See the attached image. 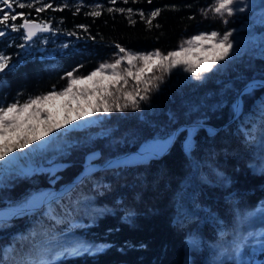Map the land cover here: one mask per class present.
<instances>
[{
	"label": "trees",
	"instance_id": "trees-1",
	"mask_svg": "<svg viewBox=\"0 0 264 264\" xmlns=\"http://www.w3.org/2000/svg\"><path fill=\"white\" fill-rule=\"evenodd\" d=\"M21 2H28V0H21ZM32 2L36 4V7H39L40 3H51L53 9L56 10L45 9L44 12L37 13L35 8L20 9L17 7L16 11L30 13L32 19L36 18L42 23L47 22L53 31L38 33L31 42L22 39V32L11 30H7L8 34L5 37H0V51L11 57L9 67L0 72V107L17 100L24 102L29 97L45 94L53 89L59 90L66 86L67 73L84 75L104 61L114 58L119 51L116 45L135 52L151 50L169 52L176 48L182 39L191 36L194 32L224 29L221 18L215 16L212 11H208L207 16L202 12L214 0H151V3L148 0H128L127 3L124 0H116L114 4L112 0H40V3L32 0ZM97 5L101 6L99 9L101 15L99 17L89 15ZM61 8L62 11L59 10ZM109 8H132L133 12L131 14L118 11L109 12ZM156 9H161V14L153 18L150 27L145 19L140 17L139 12L143 11L147 17ZM129 18L135 23H130ZM16 23L19 24L21 21L18 19ZM79 25L87 26V30L78 27ZM69 33L74 34L69 35ZM21 44H25V47L21 48L19 46ZM81 65L83 67H80ZM244 77L241 85L252 81H264V74L251 73L250 76L244 75ZM162 82L163 87L158 88L154 95L159 103L166 97L172 100L174 95L179 97L184 94V91H181L182 82L173 87H170L165 78ZM245 94L252 96L250 106L243 107L242 104L240 114L232 119L233 123L235 122L234 131L241 134L243 145L245 142L250 145L249 147L245 145L246 148L244 147L243 151L238 154L245 158L244 162L239 160L233 169H229L224 166L226 162L214 161L212 158L214 151L207 144L209 137L214 134L216 136L224 130L223 124L230 120L233 114L229 108H222L218 113H208L202 125L196 123L191 133L182 130L162 157L148 161L146 166L149 169L144 172L141 179L133 178V185L137 187H143L144 184L149 185L148 188L144 186V190L152 202L144 200L140 202L141 204L127 205L129 189H120L117 183H120L122 179H118L117 174L126 170L128 166L101 172V174L110 173L109 175L103 174L105 178L98 176L96 179L91 176L90 179L94 181L90 185L94 189L97 188L96 191L103 195L101 199L96 200L97 207L94 204L88 205L87 210L78 205L79 208L88 212V215H92L94 220L87 229L78 228L81 230H79L75 243H86L90 248L94 247V251L67 257L54 264H184L187 253V228L180 223V219L173 221L175 218L174 202L177 199V194L173 193V189L176 187L177 191L181 185H184L183 179L187 177L190 161L186 155L188 150L200 159L204 166L201 172L203 176L211 178L216 171H220L219 167H223L225 174L232 172L233 184L241 189H252L253 194L258 195L259 199L264 201L262 171L264 169V117L261 115L264 85L246 87L241 91L240 97ZM170 110L171 105L164 107L162 118L156 124L157 129L142 136V139L135 143L126 144L116 152L111 151V154L117 155L130 151L142 142H148L153 138L164 139L174 131L178 123L190 122L186 118L172 124L169 122ZM118 111L125 123L129 124L133 120L130 116H124L122 111ZM249 123L250 125H247ZM259 123L261 125H258ZM258 126L256 135L258 142L254 143L253 132ZM187 138H189L187 143L190 149L186 150L184 144ZM101 148L100 151H104V147ZM101 160L104 159L98 158V161ZM226 160H229V157H226ZM63 164L61 169L41 167L22 175L17 181L11 183L8 188V199L6 201L0 199V206L24 204L32 196H38L53 186H59L73 179L88 163L83 159H74L73 161L66 160ZM226 180L220 181V186L222 183L224 186ZM98 186L102 187L99 189ZM114 187H117V192L111 194ZM130 187L133 186L130 185ZM207 191L209 189L205 193ZM246 198L248 194L247 197L241 195V198H235L236 204H233L232 208L229 207L228 212H224L227 207H224L223 211L216 209L217 213L221 212L225 215L229 213L233 218L236 216L235 223L233 221L231 223L238 227V229H233L235 234L237 230L239 233H244L248 228L254 229V232L260 228L264 229V215L252 221L242 220L240 212H244L247 208ZM206 199L212 201L208 196ZM58 203L55 201L48 203L42 209V213H46L47 217L54 222L62 221L61 214L55 212ZM61 208L67 209V204H61ZM184 210L182 211L185 212ZM214 228L221 227L215 224ZM32 232L33 230H30L31 234ZM23 234L20 229H12L6 233L2 241L10 237L19 239L21 236L28 235ZM2 237L4 236L0 235V238ZM102 244H104L103 248H101ZM255 255L258 258V264H264V250H261V245ZM40 256L42 255L39 251L30 255L34 259ZM229 261H231L229 264H254L255 260L244 263H235L234 259H229Z\"/></svg>",
	"mask_w": 264,
	"mask_h": 264
},
{
	"label": "rangeland",
	"instance_id": "rangeland-1",
	"mask_svg": "<svg viewBox=\"0 0 264 264\" xmlns=\"http://www.w3.org/2000/svg\"><path fill=\"white\" fill-rule=\"evenodd\" d=\"M214 3L215 0L207 7V9H210ZM262 6H264V0H250V6L244 12H238L235 15L226 18L227 23H222L224 29L218 30L216 28V30L211 29L194 32L191 36L182 39L181 43L171 50L178 51L181 44L200 33H210L212 31L224 33L229 30H234L232 39L234 41H243V43L239 45V55L221 61L211 72L204 73L203 78L201 79H197L193 73L186 71V66H179L173 68L170 73H164L163 78L168 81L170 87L182 82L180 85L181 87L183 86L181 91H184V94L179 97L174 95L175 97H173L172 100H169L166 97L165 100H162L160 103L158 99L154 97L156 93L155 91L157 90L148 92L147 100H139V97H137V100H139V107L133 108L129 106L122 111L124 116H130V118L133 119L129 124L125 123L123 120L124 118L118 110H113L110 113H95L94 115L85 117L80 121H73V125H78V127L69 125L66 130L60 129L59 136H57L56 133H53L52 137H55V139L52 137H45L44 140L50 141L45 149L40 151H29V149H25L24 153L21 154V158L11 167V169H5L0 172V199L6 201L9 196L8 188L11 183L18 180L22 175L30 173V171L34 169L41 167L52 168L54 164H63L66 160L73 161L74 159H83L86 161L87 155L94 151H98L99 158L101 157L102 159L107 160L108 157L112 156L111 153L118 151L120 147L126 144L135 143L141 140L142 136L157 129L158 127L156 124H158V120L162 118L161 114L164 107L168 105H171L169 122L174 124V122L187 118L190 122L178 124L191 125L189 128L185 129L188 133H191L196 123L202 124V122L205 121L204 119L208 117V113H218L222 108L231 109L233 117L228 120L229 124L226 125L227 127L225 126V129L221 130L216 136L214 134V137H209L207 144L210 146L211 150L214 151L212 155L214 161L217 163L226 162L224 163V166L229 169H233V167L238 164L239 160L244 162L245 158L238 154L243 151L245 145H248V147L250 145L248 142H245V145H243L244 143L241 141V134L237 132L235 133L234 131L235 122L233 123L234 120L232 119H235L236 116L240 114L242 104L243 107L250 106L252 96L250 94H245L243 97H240V93L238 95V103L240 107L239 109H236L235 112L233 111V102L234 98L240 91V86L243 80L245 79L244 75L250 76L251 73L257 75L264 74V24L260 23V13L264 11V7ZM236 47L237 44L234 43V48ZM154 51L156 50H151L149 52L137 51L136 53H150ZM162 53L167 54L168 52ZM116 58L117 55L103 63L113 62ZM98 66L94 67L91 71ZM126 66L125 62L121 67L124 68ZM91 71L87 72V74ZM147 75L154 78L160 76L161 72L157 68ZM156 83L159 84L160 89L163 87L162 81H156ZM90 85L91 82H89V86ZM134 85L135 81L129 78L127 90H132ZM83 86L84 85H81V87ZM64 87L56 91H60ZM140 87L142 88L143 85ZM242 99L245 101L243 102ZM68 100H70V98L65 97L56 101L57 108H59L60 104L65 103ZM93 103H95V100H93ZM71 104L75 109L77 102L72 100ZM81 104H84L83 99H81ZM63 114L64 113L61 110V118ZM247 125H250V123ZM258 125H261V123ZM258 129L259 126L256 127L253 132L254 143L258 142L256 137ZM151 141L152 140L143 144L146 146V144ZM187 141H189V138L186 139V143L184 144L186 150L187 148L190 149ZM38 143H43V141ZM35 147V145L31 146L32 149H35ZM101 147H104V151L102 152L100 151V149H102ZM186 155L190 158V161L188 173L186 174L187 177L183 179L184 185H181L177 191L176 187L173 189V193L175 195L177 194V199L174 202L175 218L173 221L176 222V220L180 219V223L187 228V253L184 264H229L231 263L229 259H234L235 263L257 260L258 258L255 253L259 250L260 244L256 238L249 241L248 246L239 257L232 252L231 241L235 236L234 230L236 228L238 229V227L236 224L232 225L231 223L232 221L235 223L236 216L233 218L229 213H226V215L221 214V212L217 213L216 209L223 211L224 207H227L224 212H228L227 210H230L229 207L232 208L233 204H236L235 198H241V195L247 197L248 194V198H246L247 205H245L247 208L244 212L240 213L243 221H252L259 216L264 215L259 211L261 206L264 205V201H261L258 195L253 194L252 189L245 188L247 190L245 191V189H241L233 184L232 172L225 174L222 169L223 167H219L221 168L220 171H216L213 176L211 175V178L203 176L201 172L203 171L204 166L201 164L200 159H198L196 155L194 156L191 150H188ZM226 157H229V160H226ZM90 163H94L93 167H96L97 164L103 163V160L98 161L97 159L96 161L89 162V164ZM147 163L148 162L120 165L104 170H98V172L94 174H89V176L77 185L75 190L70 191L64 197L52 199V201L48 203L54 201L58 203L59 201L55 208V212L61 214V222H54L53 220H50V217H47L46 213H42L43 207L48 203L42 208L33 211L32 213H28L21 218H12L9 221L0 222V235L4 236L0 238V264H14V261L21 256L28 257L38 251L41 252L42 256L51 260L57 252L63 250L65 245L70 246L74 244L75 240H77L76 237L79 234V230H81H78V228L87 229L94 220L92 215H88V212L79 208L78 205L86 208L88 205L94 204V206L97 207L96 200L101 199V196L103 195H100V192L96 191L97 188L94 189L90 185V183L94 181L90 179L91 176L96 179L98 176L105 178L104 175H109L110 173H103V175L101 172L128 166L126 170H122L117 174V178L122 179L120 183H117L120 189H129L128 197L126 199L127 205L141 204L140 202L144 200L146 202H152L150 196L145 194L144 190V186L145 188H148L149 185L144 184L143 187L133 185V178L141 179L145 174L144 172L149 169V167L146 166ZM262 171L264 174V169ZM225 179H227L225 185L223 186L224 183H222V186H220L219 182H222ZM211 184L214 185L211 186ZM130 185L133 187H130ZM101 187L102 186H98L99 189ZM204 188L206 190L209 189V191L205 193L206 190H203ZM115 192H117V187H114L111 194H114ZM170 192H172V190ZM43 193L41 195H43ZM41 195L32 196L30 200H35ZM206 196L210 197L212 201H208ZM66 198L68 199L65 200ZM63 203L67 204V209L72 211L68 212L67 209L61 208V204ZM183 209H185V212L182 211ZM30 216H32V218H28ZM223 216H225V218ZM215 224L216 226L219 225L221 228L215 229ZM12 229H20V231H23L24 234L28 235L21 236L19 239L10 237L5 241H2V239L5 238L6 233ZM261 229L262 228L258 229V231ZM30 230H33L32 233L35 235L31 234ZM248 232H254V229L248 228L243 234H247ZM236 233H238V230ZM222 234L224 237L223 239L221 238ZM52 236H55L56 240L52 245H49V238ZM84 244L86 245V243ZM102 245L101 248L104 247V244ZM9 246L14 247L15 251L9 255L7 261H4L3 250ZM87 246L89 245L87 244ZM45 248H50V250L46 253L42 252L41 250ZM31 250H34V252ZM93 251L94 247L91 248V251L87 252L90 253ZM67 257L69 256L61 257L55 260L54 263L58 260L67 259Z\"/></svg>",
	"mask_w": 264,
	"mask_h": 264
},
{
	"label": "snow or ice",
	"instance_id": "snow-or-ice-1",
	"mask_svg": "<svg viewBox=\"0 0 264 264\" xmlns=\"http://www.w3.org/2000/svg\"><path fill=\"white\" fill-rule=\"evenodd\" d=\"M36 2L40 3V0H36ZM115 2L116 0H112L113 4ZM124 2L127 3L128 0H124ZM148 2L151 3V0ZM249 6L250 0H215L210 9H203L202 12L207 16L208 11H212L215 16L221 18L223 23H227V17L238 12H244ZM17 7L20 9L35 8L37 13L44 12L45 9H53L51 3H40V6L36 7L32 0H28V2L0 0V37H5L8 34L7 30H11L12 32H22V39L31 42L38 33L53 31L47 22L38 23L31 18L30 13L17 12ZM100 7L97 5L89 15L99 17L101 15ZM172 7L175 8V6ZM59 10L62 11L63 9ZM108 11L131 14L133 9L109 8ZM160 14L161 9L152 11L147 17L143 11L139 12L140 17L144 18L150 27L153 18ZM18 19L21 21L19 24L16 23ZM129 20L130 23H135L131 18ZM260 23L264 24V11L260 13ZM78 27L87 30L85 25ZM233 32L234 30L224 33L217 31L200 33L181 44L178 51H171L167 54L160 50L150 53H136L116 45L119 51L113 62L101 63L87 75L67 73L68 83L62 90L53 89L46 94L30 97L24 102L17 100L7 106L0 107V172L11 169L21 158L25 149H29V151L45 149L50 143V141L44 140L45 137H52L53 133L59 136V130H66L69 125L78 127V125H73V121H80L95 113H110L113 110L123 111L129 106L139 107V100H147L148 92L158 90L159 84L156 81H162L163 74L170 73L173 68L186 66L185 70L193 73L197 79L203 78L204 73L211 72L221 61L239 55V45L243 41H234L232 39ZM73 34L69 33V35ZM234 43L237 44L236 48H234ZM19 46L23 48L25 44ZM10 59V56L0 51V72L9 67ZM125 62L127 66L122 68L121 66ZM157 68L161 72L160 76L153 78L147 75ZM129 78L135 81L132 90H127ZM89 82H91L90 86ZM81 85L84 86L81 87ZM141 85H143L142 88ZM65 97H69L70 100L60 104L57 108L55 102ZM81 99L84 101L83 105ZM72 100L77 102L75 109L72 107ZM239 107V103L234 105L235 109H239ZM61 110L64 113L62 118L60 117ZM261 115L264 117V103L261 104ZM52 138L55 139V137ZM41 141L43 143H38ZM33 145L36 146L35 149L31 148ZM259 211L264 214V205ZM33 235L35 234L33 233ZM221 238H224L223 234ZM253 238L258 240L261 250H264V229H261L258 232H248L247 234L236 233L231 241L232 252L239 257ZM55 240V236L50 237L49 245H52ZM49 250L50 248H45L41 251L46 253ZM3 251V260L7 261L15 249L9 246ZM85 251H91V248L82 242H76L70 246L65 245L63 250L57 252L51 260L44 256H40L38 259L21 256L14 261V264H54L55 260L61 257L76 256Z\"/></svg>",
	"mask_w": 264,
	"mask_h": 264
},
{
	"label": "water",
	"instance_id": "water-1",
	"mask_svg": "<svg viewBox=\"0 0 264 264\" xmlns=\"http://www.w3.org/2000/svg\"><path fill=\"white\" fill-rule=\"evenodd\" d=\"M33 20H35L36 22L42 24V22H40L36 18H34ZM263 84H264V81L263 82H252V83L251 82H247V83H244L243 85H241L240 91L238 92V94L234 98L233 111L235 112V110H236L234 108V105H236L239 102V100H238V97L239 96L238 95L241 93V91L243 89H245V87L251 86V88H252V87L261 86ZM227 124H229L228 121L225 122L224 125H227ZM190 126L191 125H188V124H186V125L179 124V125H177L175 127L174 131L169 136H166L164 139H160V138L159 139H153V140H160V141H163V142L165 141L163 149L161 151H159V152L153 153V155L148 156L146 159H143L142 161H134V162H131V163L147 162V161H149V159H153L154 157H161V156H163L165 154V152H167L170 149V146L172 145V143L177 138V134L181 130L186 129V128L190 127ZM138 150H139L138 148L137 149H133V150L131 149V151L124 152V153L119 154V155L111 156V157L108 158V160L103 161V163L97 164V166L94 167L90 172L83 173V171H84V169H83L81 172H79L78 174H76V176L73 179L64 182V184H61L60 186H57V187L53 186V188H51L49 190V192H51V193H53V192H57L58 193L59 192L58 195L64 197L65 194H67L72 189H74L76 187V184L79 183V182H81V181H83L86 178V176H88L89 174H92L94 172L96 173V172H98V170H104V169H107L109 167H113L114 165L120 166V165L124 164V163H118L117 162L120 158L125 157L126 154H131V153H134V152H136ZM98 158H99L98 151L90 152L87 155V157H86L87 162L96 161ZM131 163L129 165H131ZM63 166H64V164L57 163V164H54L53 167L55 169H61V168H63ZM52 199H54V198L49 197V198L45 199L42 202V204L38 205L36 208L31 207V209H28V210L22 208L21 207L22 206L21 204L20 205H16V206L15 205L2 206V207H0V209H3L5 207H7V208L10 207L11 209H15V211H17V213L11 215L8 219L3 220V221H8L9 219H12V218H21L22 216H24V215H26L28 213H32L33 211H36V209L41 208L46 202L52 201ZM254 263L255 264H258V261L256 260Z\"/></svg>",
	"mask_w": 264,
	"mask_h": 264
},
{
	"label": "bare ground",
	"instance_id": "bare-ground-1",
	"mask_svg": "<svg viewBox=\"0 0 264 264\" xmlns=\"http://www.w3.org/2000/svg\"><path fill=\"white\" fill-rule=\"evenodd\" d=\"M164 143H165V141L163 142L160 140H153L150 143L146 144V146H145V144H143L138 148L139 149L138 151L131 153V154H126L125 157L120 158L117 162L118 163H124V164H130L131 162H134V161H142L143 159H146L148 156L153 155V153L161 151L164 147ZM93 166H94V164H92V163L87 165L86 168L84 169L83 173L90 172L94 168ZM94 173H92V174H94ZM81 182L77 183L76 187ZM76 187L74 189H72L71 191L75 190ZM45 192L46 193H43V195H41L37 199L30 200L29 202L27 201V203L22 204L21 207L28 210V209H31V207L36 208L38 205L42 204V202L45 199H47L49 197H52L54 199H56V198L59 199L60 197H62V196L58 195L59 192L58 193L57 192L51 193L49 191H45ZM36 210H38V209H36ZM15 213H17V211H15V209H11L10 207L9 208L5 207L3 209H0V222L8 219L11 215H13Z\"/></svg>",
	"mask_w": 264,
	"mask_h": 264
},
{
	"label": "flooded vegetation",
	"instance_id": "flooded-vegetation-1",
	"mask_svg": "<svg viewBox=\"0 0 264 264\" xmlns=\"http://www.w3.org/2000/svg\"><path fill=\"white\" fill-rule=\"evenodd\" d=\"M17 181V180H16Z\"/></svg>",
	"mask_w": 264,
	"mask_h": 264
}]
</instances>
